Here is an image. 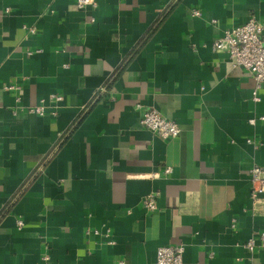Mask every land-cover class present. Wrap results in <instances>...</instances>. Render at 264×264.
<instances>
[{"label": "crops", "instance_id": "obj_1", "mask_svg": "<svg viewBox=\"0 0 264 264\" xmlns=\"http://www.w3.org/2000/svg\"><path fill=\"white\" fill-rule=\"evenodd\" d=\"M94 2L0 0V264H264V84L213 47L264 0Z\"/></svg>", "mask_w": 264, "mask_h": 264}, {"label": "built area", "instance_id": "obj_2", "mask_svg": "<svg viewBox=\"0 0 264 264\" xmlns=\"http://www.w3.org/2000/svg\"><path fill=\"white\" fill-rule=\"evenodd\" d=\"M95 6L94 0H76V6L83 8L84 6ZM198 15L199 11H194ZM212 22H215L213 20ZM26 28V26H24ZM30 33H34L33 27L29 28ZM213 47L217 50L225 51L233 66H239L246 69L254 80L252 89V98L254 101L259 100V91L264 84V24L250 17L246 22L226 29L221 36L214 42ZM56 101L62 100L60 95H51ZM30 113L38 115L44 114V106L42 103L29 108ZM264 120V115L260 116ZM140 124L143 127L153 131L163 139H174L179 135L180 128L173 119L163 117L158 110L150 109L144 111L140 117ZM254 119H250V123H254ZM247 142H254L251 138ZM166 172L169 168H166ZM250 181L252 184L251 194L254 203L260 194L264 193V166L253 165L249 169ZM157 192H150L144 198L143 206L148 211L156 209ZM22 222H18L20 225ZM232 226H234L232 224ZM98 233V230L95 231ZM105 236H109V231L105 232ZM111 242V241H110ZM244 247L253 252L257 248L264 249V232H259L257 236L250 237ZM118 264H123L122 261ZM154 264H183V247L164 245L156 249Z\"/></svg>", "mask_w": 264, "mask_h": 264}]
</instances>
